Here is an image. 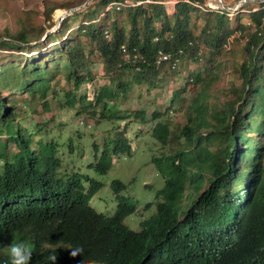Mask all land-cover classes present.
<instances>
[{
    "label": "trees",
    "instance_id": "trees-1",
    "mask_svg": "<svg viewBox=\"0 0 264 264\" xmlns=\"http://www.w3.org/2000/svg\"><path fill=\"white\" fill-rule=\"evenodd\" d=\"M133 1L127 6L131 24L122 25L118 14L127 0H91L45 37L52 44L45 54L40 38L0 37V264H11L6 249L13 243L31 247L29 264H51L53 254L55 264H264V1L244 7L255 28L248 34L240 24L232 28L229 11L210 8L207 0H177L173 13L164 0ZM81 13L86 22L62 33ZM236 29L244 35V56L239 64L231 59L229 69L224 57ZM3 50L26 55L2 60ZM161 54L167 58L159 62ZM183 62L192 63L187 77L195 88L189 96L181 97L184 89L171 96L168 111L179 103L185 108L180 132L161 120L151 132L165 148L172 131L179 147L152 156L163 186L157 201L147 203L155 214L138 231L126 224L137 211L121 200L126 183L113 180L119 203L98 211L90 202L103 183L63 172L60 147L71 144L44 139L48 121L25 126L19 117L27 111L3 96L27 91L33 121L39 107L55 116L77 105L79 114L90 108L93 117L112 121L120 117L107 116L115 98L134 83L157 89L165 70L177 71ZM226 74L232 76L228 84ZM96 75H105V83ZM135 116L148 121L143 112ZM133 151L126 135L108 137L101 151L94 144L92 169L107 174L114 157ZM74 248L80 255H70Z\"/></svg>",
    "mask_w": 264,
    "mask_h": 264
},
{
    "label": "rangeland",
    "instance_id": "rangeland-1",
    "mask_svg": "<svg viewBox=\"0 0 264 264\" xmlns=\"http://www.w3.org/2000/svg\"><path fill=\"white\" fill-rule=\"evenodd\" d=\"M83 1L0 0V37L4 35L12 37L21 33L30 40L40 38V43L47 45L42 51L45 54L47 47L52 48V44L45 41L46 33L55 29L60 14L62 15L70 8L83 5ZM176 2L177 0H164L170 13L174 12ZM222 2L230 8L228 11L229 16L232 18V28H237L238 24H240L243 26V29L246 28L243 34L254 31L255 28L250 22L249 9L244 7H246L247 2H252L254 3L253 8H259L260 5L258 2L260 0H222ZM125 3V10L119 11L122 13L118 14L120 17L119 22L122 25H129L131 21L128 14L129 7L127 6L134 5L135 2L133 0H127ZM206 6L210 8H222L219 0H207ZM201 14L199 13V15ZM87 19V14L81 13L78 18L70 20L65 25L64 30L62 31L61 29V32L67 34L81 22H86ZM198 21L203 23L201 18ZM109 24L110 21L107 22V26ZM50 33H53V31ZM238 33L239 30L236 32L231 50L227 57H224V60L229 61V69L233 65V62L230 61L231 59H235L234 61H237V64L243 60L244 52L242 48L244 47L245 39L244 35L241 34L239 36ZM35 43L37 42H31L29 46H34ZM1 54L4 56L2 60L8 59V61H14L21 56L24 58L26 55L21 50H3ZM8 55L12 56V58ZM23 58L19 60L22 61ZM47 61L51 64L52 59H48ZM191 64L189 62H183L177 71L166 69L165 74L162 75L164 76L162 80L163 84L159 85L160 87H157V89L151 88L149 90L145 83H134L129 93H126V95L121 94L114 99V102L108 105L110 111L107 110V116L110 114L120 116L113 117L112 121L100 119L98 116L93 117L90 108L79 114L77 113L79 109L78 105L72 109H69L67 106L63 107L56 111L55 116H52L51 111H44L42 107H39L40 115L36 116V120L33 121L31 112L34 106L30 102L31 97L27 91H24L23 94H13L11 91H3V96L16 99L15 102H20L22 110L27 111L26 114L19 117L25 126H32L33 122L48 121V128H50L48 130L50 131L46 132H50V135L44 136V139L49 140L53 138L59 145L71 144V147H60L62 168L65 174L69 175L74 172H82L88 174L92 179L105 184L98 192L97 197L90 202L100 212L108 213L109 211L115 210L119 203L111 188L113 180L120 179L126 183L127 188L122 192L124 196L121 200L137 206V211L126 219L128 225L133 230H136L140 228V220L147 218L154 212L155 205L147 207L146 203L157 201L156 192L163 186V173L160 171L162 176L158 174L152 162V156L160 155L162 151L168 153V150L179 147L178 139L172 131L169 144L165 148L152 136L151 132L158 120L168 122L176 135L180 132L185 123V108L182 103L170 107L169 111L168 108L171 104V96L173 93L184 89L185 92L183 91L181 94L183 98L185 95L189 96L193 92L195 85L190 84L189 78L187 77ZM197 66H199V63H196ZM97 70L100 71L101 68ZM104 76L96 75L98 84L105 83L106 79ZM231 79L232 76L226 74L224 82L228 84ZM83 90L84 87L82 88ZM136 112L146 114L148 121L142 123L135 116ZM23 116L26 117L25 120ZM19 118H17V121H19ZM253 119H255V122L261 120L260 115L257 114L254 115ZM81 121H85L88 127L81 124ZM124 135H126L134 150L132 154L128 155L126 159L125 155L114 157L107 174L94 171L92 169L93 165L98 160L94 157V144H97L101 151L108 137L114 138ZM253 136L255 137V135ZM10 148L14 149V146L10 144ZM70 148L73 150H69ZM146 184H148V187ZM138 209H140L139 213Z\"/></svg>",
    "mask_w": 264,
    "mask_h": 264
},
{
    "label": "clouds",
    "instance_id": "clouds-1",
    "mask_svg": "<svg viewBox=\"0 0 264 264\" xmlns=\"http://www.w3.org/2000/svg\"><path fill=\"white\" fill-rule=\"evenodd\" d=\"M228 11V10H227ZM60 29V28H59ZM55 32V31H53ZM46 37V36H45ZM88 88H89V98L90 99H93L94 98V93H93V86L91 83L88 84ZM93 95V98H91L90 96ZM83 120V119H82ZM81 124H83L84 126H86L87 124L85 123V121H81ZM126 159V157H125ZM82 173V172H81ZM87 176H89L88 174L86 173H83ZM90 177V176H89ZM91 178V177H90ZM101 182V181H100ZM103 183V182H102ZM105 184L103 183V186ZM102 189V188H101ZM100 189V190H101ZM99 190V191H100ZM98 191V192H99ZM98 195V193L94 196V198H96ZM93 198V199H94ZM154 205V204H152ZM146 206L148 207L149 205H147L146 203ZM151 206V205H150ZM144 209V208H142ZM98 210V209H97ZM99 211V210H98ZM140 212V209H138V213ZM156 212V209H154V212L150 215L152 216L153 214H155ZM150 216H148L147 218H149ZM147 218H144V219H141L140 222H139V225L141 223V221L147 219ZM127 219V218H126ZM126 224L128 225V223L126 222ZM129 226V225H128ZM131 229L132 227L129 226ZM141 229V225H140V228L139 229H136V231L140 230ZM7 251V254L10 256L11 258V264H29V261L31 259V256H32V250H31V247L24 244V243H13L11 244L10 246L7 247L6 249ZM82 252V249L80 248H74V249H71V252H70V255L72 257H76L77 255H80V253ZM50 261H51V264H55L56 262V259H57V256L56 255H50L49 258H48Z\"/></svg>",
    "mask_w": 264,
    "mask_h": 264
},
{
    "label": "water",
    "instance_id": "water-1",
    "mask_svg": "<svg viewBox=\"0 0 264 264\" xmlns=\"http://www.w3.org/2000/svg\"><path fill=\"white\" fill-rule=\"evenodd\" d=\"M90 1H91V0H87L83 5H80V6H78V7H74V8H70V9L66 10V12H65L63 15H61V16L59 17L58 22H57V24H56V27H55V29H53L52 31H56V30H58V29L60 28V26H61V22H62L66 17H68L70 14H72V13L75 12L76 10H79V9L85 7L86 5L89 4ZM244 1H246V0H244ZM260 1H264V0H260ZM219 3L221 4V7H222L223 9H225V10H230L229 7H227V6H225V5L223 4L222 0H219ZM52 31H49L48 33H46V36H47L50 32H52Z\"/></svg>",
    "mask_w": 264,
    "mask_h": 264
},
{
    "label": "built area",
    "instance_id": "built-area-1",
    "mask_svg": "<svg viewBox=\"0 0 264 264\" xmlns=\"http://www.w3.org/2000/svg\"><path fill=\"white\" fill-rule=\"evenodd\" d=\"M231 44H232V39L229 40V42H228L226 48H227V49H230ZM123 51L126 52L125 48H123ZM166 58H167V55L161 54V55H160V58H159V62L162 61V60H164V59H166ZM90 97L93 98V95H91Z\"/></svg>",
    "mask_w": 264,
    "mask_h": 264
},
{
    "label": "bare ground",
    "instance_id": "bare-ground-1",
    "mask_svg": "<svg viewBox=\"0 0 264 264\" xmlns=\"http://www.w3.org/2000/svg\"><path fill=\"white\" fill-rule=\"evenodd\" d=\"M65 12H66V11H65ZM63 14H64V13H63ZM63 14H62V15H63ZM60 16H61V14H60ZM60 16H59V17H60Z\"/></svg>",
    "mask_w": 264,
    "mask_h": 264
}]
</instances>
